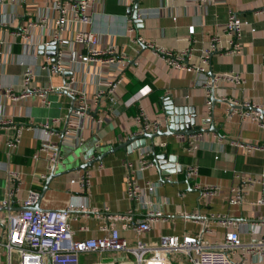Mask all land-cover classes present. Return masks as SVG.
I'll return each mask as SVG.
<instances>
[{
	"label": "crops",
	"instance_id": "obj_1",
	"mask_svg": "<svg viewBox=\"0 0 264 264\" xmlns=\"http://www.w3.org/2000/svg\"><path fill=\"white\" fill-rule=\"evenodd\" d=\"M134 1L95 0L89 10V28L99 36L100 47L114 46L124 56V62L119 74L121 81L113 91L114 104L109 98H103L98 104L90 101L88 114L80 118L72 116L74 97L67 93L48 92L45 95L48 104L44 105L37 96L11 102L1 88L13 86L18 91L22 66L30 65L34 71L32 87L40 90L60 87L69 83L72 74L71 88L85 92L90 100L102 88L104 80L115 78L116 73L98 65L77 64V55L85 54V50L79 44H71L67 48L69 58L64 72L48 75L40 70L39 63L55 55V50L49 51L50 45L43 47L50 42L48 35L56 18L50 8L51 0H13L0 5V119H12L24 127L49 123L55 133L42 143L41 133L26 127L18 148L7 152L4 141L11 132L0 131V202L6 196V170L18 172L20 178L18 193L0 210V218L20 207L28 190H33L38 194L39 211L77 208L69 214L76 240L100 238L105 234L102 228L108 224L105 220L108 215H129L135 220L144 213L126 196V164L129 163L132 166L129 170L139 183L146 180L154 184L155 192L147 198L166 218L165 222L153 223L150 231L142 236H137L132 226L121 230V236L130 243L138 237L146 243H155L168 235H201L203 243L217 246L228 228L211 216H224L230 223L229 229L238 231L242 242L253 240L262 233L255 225L264 218V203H259L264 200V151L246 154L230 143L263 147L264 128L243 116L244 108L231 110L225 101L242 106L264 104V0H214L205 8L189 0H138L136 9ZM134 10H137L136 20L132 18ZM229 12L248 23L242 30L241 51L228 55L212 52L205 74L174 70L161 56L135 41L141 38L173 55L187 53L189 64L197 66L210 38L219 37L225 48L224 25ZM40 16L45 17L47 28L44 31L34 28L33 44L22 45L12 31ZM190 27H193L192 34L188 33ZM79 28V24L69 23L63 35L70 36ZM251 28L254 32H250ZM206 82L211 83L208 89ZM139 94V99L132 102ZM169 107L193 109L195 124L204 132L191 136L164 135L154 138L152 144L146 139L147 148L152 146L155 155L166 156L165 161L161 160L162 170L150 154L153 166L140 171L137 161L142 150L138 148L120 149L107 154L101 162L80 169L137 133L135 117L139 109L147 119L159 121L162 132L167 131L169 122L165 112ZM189 138L197 145L192 153L186 151ZM52 153L58 160L55 175L47 182ZM187 166L196 167V177H187ZM83 173L89 177L85 190L76 182ZM237 175L257 181L249 188L243 204L231 205V189L240 183ZM203 185L216 186L217 193L201 195L199 187ZM82 206L85 212L80 211ZM194 214L196 221L184 216ZM79 260L81 264L97 261L136 264L132 255L124 253L81 256ZM248 262L263 264L258 256L250 257Z\"/></svg>",
	"mask_w": 264,
	"mask_h": 264
},
{
	"label": "built area",
	"instance_id": "obj_2",
	"mask_svg": "<svg viewBox=\"0 0 264 264\" xmlns=\"http://www.w3.org/2000/svg\"><path fill=\"white\" fill-rule=\"evenodd\" d=\"M13 0H0V5L8 4ZM174 1V0H172ZM201 8L213 4L214 0H189ZM95 0H51L50 8L56 13L54 27L48 35L50 42L44 43L43 47L47 48L51 44H55V55L53 57H45L40 61V70L48 75H54L64 72L68 61L67 48L71 44H79L85 50V54L79 53L76 57L77 64L98 65L99 67L113 70L116 77L113 79H105L101 84L102 88L97 90L90 98L85 92H75L71 88L74 77L71 74L69 83L60 87H52L45 89H37L32 87L34 79V71L32 66H22L23 71L20 76L19 90L16 91L13 86L1 88L6 98L11 102H18L30 97L37 96L41 103L47 105L46 94L48 92H64L74 97L75 107L72 116L80 118L89 112V102L95 104L100 103L103 98H109L110 103L114 104L113 91L117 84L121 81V68L124 62V56L119 54L118 50L108 45L105 48L100 47L99 36L89 28L91 24V16L89 10ZM69 23H77L80 28L70 33V36L64 34L65 27ZM6 27L4 23H2ZM248 26V23L239 19L233 12H229L226 23L224 25V35L226 37V46L222 47L219 37H212L209 40L207 50L201 53L199 64L194 66L189 64L187 53L173 55L169 51L154 48L150 43H145L141 38H136V43L144 45L161 56L164 62L174 70H183L187 72H196L199 74L206 73V67L209 63V57L212 52H219L224 55L238 54L241 51L242 30ZM44 31L47 28L45 17L40 16L36 21L29 22L24 26L18 27L12 31V35L20 39L22 45H31L32 32L34 28ZM132 31V28L128 30ZM254 32V28L250 29ZM188 33H193V27H190ZM51 43V44H49ZM1 45V42H0ZM1 57V56H0ZM76 71V70H75ZM121 75V74H120ZM230 76V75H229ZM100 84V83H99ZM205 87L208 89L211 83L206 82ZM209 90H207L208 99ZM141 94L131 100L137 101ZM210 102L207 100L206 105ZM243 116L250 118L260 128H264V116L257 110L264 109V104L254 106L245 104ZM247 108H251L250 110ZM55 121L52 122L54 124ZM135 123L137 125V133L135 136H141L145 133H156L161 131V123L157 120H149L139 109ZM32 130H38L41 133L42 143L51 135H54L52 126L49 123H43L38 127L33 124L26 126ZM26 127L17 125L12 119H0V131H9L10 135H6L4 147L7 152H13L18 148L21 133ZM233 147L239 148L246 154L255 150H263L264 146L259 147L252 144L242 142H231ZM164 146V144H160ZM44 148V147H43ZM40 150H44V149ZM197 149L195 140L188 139L187 152H194ZM137 161L140 171L150 168L154 163L149 159L152 153L147 146L141 148ZM57 155L52 153L48 160L50 170L56 164ZM131 164L127 163L126 175V196L133 203L138 204L143 215L140 218L133 219L129 215H108L107 226L102 228L104 235L100 238H85L76 240L74 232L70 228L69 214L77 211V208L69 206L61 211H38L32 212L27 209L24 211H9L4 218H0V249H3L7 264H81V256L102 254H130L134 257L136 264H249L250 257H259V262L264 264V218H260L255 226L261 228L262 233L257 234L253 240L242 242L238 231L229 229L230 223L223 216H211L217 220L222 226L228 228L224 235L223 241L217 246H208L201 241V235H168L161 237L158 242L146 243L139 237L134 243H130L121 236L120 231L126 230L132 226V231L137 236L148 233L151 226L155 222H165L166 218L154 207L147 198L150 193L155 192L154 184L149 181H139L134 178L129 169ZM7 188L6 196L0 202V210L14 200L18 193L20 178L18 172L6 170ZM186 174L189 178L197 176V169L194 166L186 167ZM236 186L231 189V205L243 204L245 195L249 188L257 181L254 178H241ZM81 188L87 189L89 185V177L86 174L79 176L76 181ZM71 183H75L71 180ZM201 195L213 196L217 193L218 188L213 185H203L199 187ZM38 200V194L33 190H28L27 196L20 202V207L31 208ZM259 203H264L260 200ZM79 210V209H78ZM80 211L85 212L84 206L80 207ZM94 211V210H93ZM185 218L195 220L197 215H184ZM196 221V220H195ZM198 222V221H197ZM120 224V227L117 226ZM204 230V228H203ZM254 234V231H253ZM88 264H104L101 261Z\"/></svg>",
	"mask_w": 264,
	"mask_h": 264
},
{
	"label": "water",
	"instance_id": "obj_3",
	"mask_svg": "<svg viewBox=\"0 0 264 264\" xmlns=\"http://www.w3.org/2000/svg\"><path fill=\"white\" fill-rule=\"evenodd\" d=\"M134 8L136 9L138 6V0H135L134 3ZM132 18L134 20L137 19V10L133 11L132 13ZM55 44H51L49 46V51H54L55 50ZM41 50V49H40ZM213 81V79H212ZM74 100V98H73ZM167 103H170V101L166 100ZM225 103H227V105L230 107L231 110L233 109H246L245 106L242 105H233L230 102L225 101ZM167 106V105H166ZM171 106V104L169 105ZM74 109V107L72 106L71 110ZM247 109H251V108H247ZM262 116H264V109L261 110H257ZM166 116H168V128L167 131L162 132V131H158L156 133H145L141 136H135L132 135L128 138V140H126V142L119 144L118 146L103 152L101 154H99L98 156H96L95 158H93L92 160H90L89 162H87L86 164H83L80 169L81 170H85L87 167L92 166L93 164L97 163V162H101L102 159L110 153H114L115 151H118L120 149H124V150H136L141 149L142 147L146 146V142L145 140H149L151 142V144L153 143V139L157 138V137H161L164 135H173V134H178V135H183V136H191L194 134H200L203 133L204 130H202L198 125L195 124V111L193 109L190 110H173L169 108H166ZM188 115L190 117H188ZM131 147V148H129ZM151 155H153L154 157V161L157 162V165L159 167V169L162 170L161 167V160L165 161L166 156L164 154H159V155H155L154 151H152ZM56 165V164H55ZM55 165L53 166V169L51 170L50 175L47 178V182L50 181V179H52V177L55 175L54 174V168ZM31 210L32 212H38L39 208L38 205L35 204L33 207L31 208H24V207H18L17 209H15L14 211H24V210Z\"/></svg>",
	"mask_w": 264,
	"mask_h": 264
},
{
	"label": "rangeland",
	"instance_id": "obj_4",
	"mask_svg": "<svg viewBox=\"0 0 264 264\" xmlns=\"http://www.w3.org/2000/svg\"><path fill=\"white\" fill-rule=\"evenodd\" d=\"M0 264H7L3 249H0Z\"/></svg>",
	"mask_w": 264,
	"mask_h": 264
}]
</instances>
